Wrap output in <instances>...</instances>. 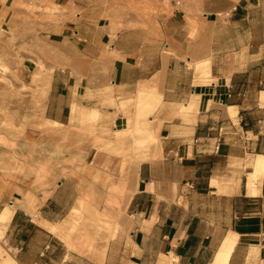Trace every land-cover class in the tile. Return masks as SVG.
<instances>
[{"label":"crops","instance_id":"1","mask_svg":"<svg viewBox=\"0 0 264 264\" xmlns=\"http://www.w3.org/2000/svg\"><path fill=\"white\" fill-rule=\"evenodd\" d=\"M10 1L0 25L17 37ZM52 3L46 52L29 47L18 75L48 78L44 107L32 109L62 124L59 149L27 177L0 169V212L16 203L0 264H212L231 233L229 264H264V176L259 193L248 188L249 162L264 154V0ZM141 88L158 95L154 137L104 143L136 121ZM81 205L92 241L68 243L63 220Z\"/></svg>","mask_w":264,"mask_h":264},{"label":"rangeland","instance_id":"2","mask_svg":"<svg viewBox=\"0 0 264 264\" xmlns=\"http://www.w3.org/2000/svg\"><path fill=\"white\" fill-rule=\"evenodd\" d=\"M10 5L19 11V34L17 37L12 34L7 36L0 25V169L7 177L23 178L28 175L29 165L33 169L41 163L39 171H42L45 151L59 149V143L53 142L52 138L59 135L60 127L47 122L46 126L35 117V110L41 111L44 107L48 78L41 72H33L29 84L18 75L19 65L29 47L32 51L37 49L45 54L47 46L42 37L45 22L53 21L59 8L53 5L52 0H11ZM198 64L202 69L206 66L205 62H198L195 67ZM157 100L155 91L139 90L134 99L136 121L131 120L128 128L115 131L111 140L102 139L104 143L121 145L132 140L137 145L147 146L154 137L149 128L148 115L153 111L152 103ZM138 125L144 132L137 130ZM88 130L92 131L93 127ZM84 209V205L74 207L63 220L64 239L68 243L76 237L92 241L88 232L92 223L84 217ZM104 225L100 223L98 229H103Z\"/></svg>","mask_w":264,"mask_h":264},{"label":"bare ground","instance_id":"3","mask_svg":"<svg viewBox=\"0 0 264 264\" xmlns=\"http://www.w3.org/2000/svg\"><path fill=\"white\" fill-rule=\"evenodd\" d=\"M207 67H208V65L202 69V66H200L198 64V66L196 67V70L199 72H202V71H205L207 69ZM200 70H202V71H200ZM209 76H210V73H209ZM212 80L213 79L211 78V81ZM145 86L146 85L144 84V88L147 87V86L146 87ZM140 90H142V88ZM145 90H147V89H145ZM231 109H233V107ZM46 122L49 125H55V126L62 127L61 126L62 124H59V123L54 122L52 120L50 121L47 119ZM136 128L139 132H144V130L141 126L138 125ZM116 131H119V130H116ZM249 164H251L253 169H252V171H250L248 173V188H249L251 193L256 194V193H259L261 180H262V177L264 176V154L257 155L251 162H249ZM15 208H16L15 203L7 204V205H5V208L0 212V237L2 234H4L3 231H5L4 230L5 226L9 222L12 214L15 211ZM237 242H238V234H236V233H231L230 235L228 234V236L223 241L220 249L218 250L212 264H229L230 258H231L232 253H233V251L237 245ZM258 254H259V247L253 246L247 253V259L253 260L252 263H255L254 260L258 258ZM10 258H12V257H10ZM10 258H9V260H10ZM2 263H4V260ZM9 263L16 264L12 261Z\"/></svg>","mask_w":264,"mask_h":264}]
</instances>
